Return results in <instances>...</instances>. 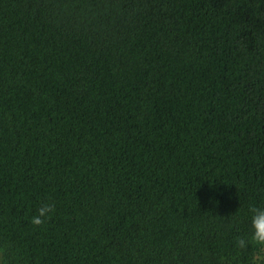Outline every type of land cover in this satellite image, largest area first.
Listing matches in <instances>:
<instances>
[{
  "label": "trees",
  "instance_id": "16d2710c",
  "mask_svg": "<svg viewBox=\"0 0 264 264\" xmlns=\"http://www.w3.org/2000/svg\"><path fill=\"white\" fill-rule=\"evenodd\" d=\"M250 206L264 0H0L3 264H252Z\"/></svg>",
  "mask_w": 264,
  "mask_h": 264
},
{
  "label": "clouds",
  "instance_id": "9594fccd",
  "mask_svg": "<svg viewBox=\"0 0 264 264\" xmlns=\"http://www.w3.org/2000/svg\"><path fill=\"white\" fill-rule=\"evenodd\" d=\"M209 203L215 199V194H210ZM51 206L45 204L38 210V215L31 218L33 224L39 225L43 222L42 218L45 217L50 211ZM250 230L246 237H240L237 239V247L245 249L249 244H255L261 253L253 258L252 264H264V207L250 206ZM0 264H3L0 261Z\"/></svg>",
  "mask_w": 264,
  "mask_h": 264
}]
</instances>
